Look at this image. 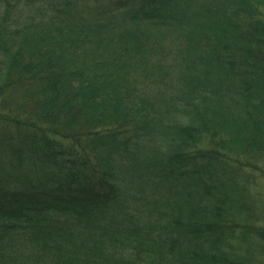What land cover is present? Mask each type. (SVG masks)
Returning a JSON list of instances; mask_svg holds the SVG:
<instances>
[{
    "label": "trees",
    "instance_id": "obj_1",
    "mask_svg": "<svg viewBox=\"0 0 264 264\" xmlns=\"http://www.w3.org/2000/svg\"><path fill=\"white\" fill-rule=\"evenodd\" d=\"M0 264H264V0H0Z\"/></svg>",
    "mask_w": 264,
    "mask_h": 264
}]
</instances>
